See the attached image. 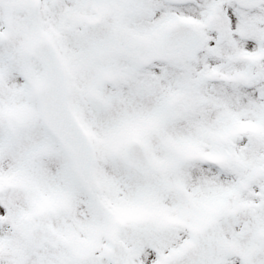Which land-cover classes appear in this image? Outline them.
<instances>
[{"label": "snow or ice", "instance_id": "snow-or-ice-1", "mask_svg": "<svg viewBox=\"0 0 264 264\" xmlns=\"http://www.w3.org/2000/svg\"><path fill=\"white\" fill-rule=\"evenodd\" d=\"M0 264H264V0H0Z\"/></svg>", "mask_w": 264, "mask_h": 264}]
</instances>
